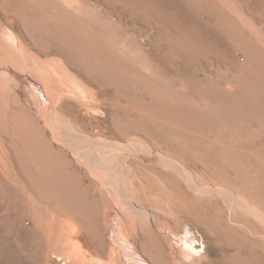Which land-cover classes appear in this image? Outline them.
Wrapping results in <instances>:
<instances>
[{
    "label": "bare ground",
    "instance_id": "obj_1",
    "mask_svg": "<svg viewBox=\"0 0 264 264\" xmlns=\"http://www.w3.org/2000/svg\"><path fill=\"white\" fill-rule=\"evenodd\" d=\"M101 1L106 3V7H102ZM46 4L49 3L44 5ZM236 4L239 5L238 8H235ZM94 5L93 11L102 22L95 23L83 17L81 26L85 30V36H72L74 44L84 53L104 64H110L123 56L134 62L136 57L133 53L130 54L126 44L130 43L132 46L138 43L139 38L146 40L148 29L156 26L162 28L163 32L157 37L155 47L158 48L160 43L166 41L178 60L182 59L187 63L199 59L201 53L205 52L216 59L238 64V59L231 55V48L235 46L242 49L245 55L241 78L246 84L255 87L260 98L259 106L264 110V38L258 34L259 30L264 32V29L258 30L254 26V23L264 21V0H97ZM121 6L129 11L131 19H141L144 28L135 29L124 24L119 14L116 12V15L111 9ZM73 20L77 21L74 17ZM110 28L120 29V36L124 39L122 45L110 38ZM5 40L13 51L14 58L21 65L27 64L11 33H6ZM185 47L194 53L187 54ZM6 57L7 52L0 50V64ZM28 59L35 73L49 86L50 92L57 94L59 86L68 87L69 92L86 94V100L90 101L89 88L62 66L49 67L47 61H39L34 57ZM178 60L174 57L172 65ZM58 67L63 73H59ZM164 67L162 68L168 69ZM16 77L13 73L0 69V153L2 150V154L4 152L8 157L6 159H10L9 174L13 178L10 183L0 173V230H14L15 225L8 220V214L15 211L19 235L15 247L12 242L1 241V261L14 254L22 258L24 253L37 259L39 247L34 239L43 235L51 236L54 224L62 214L58 211H62L73 214L78 219L90 216L96 226L91 231L88 228L90 233H83V243L74 240L78 231L69 223L71 231L68 230L67 233L70 240L63 245L62 250L49 249L45 253L46 259H56L55 264H59L58 261L63 264H197L198 252L191 247L188 250L181 249V259L174 258L175 243L172 234L176 235L179 228L166 226L165 214L172 215L177 224L182 225L184 219L193 217L194 210L184 209V203H187V199L194 201V193H227L224 197L230 209L241 206L237 194L231 189L224 190L216 186L201 188L184 164L168 156L159 146L155 148L156 145L140 142L142 139L133 131L123 133L113 128L104 132L97 130L94 134L91 130L77 128V125L69 130L59 128L55 119L51 118L52 114L50 116L47 112L49 103L38 82L30 79L21 82ZM119 95L123 96L121 93ZM242 103L244 106L249 105L246 98H242ZM117 108L123 114L132 109L150 117L144 105L139 109L123 104L117 105ZM176 109L175 106L165 109L163 116L157 120L152 117V120L171 125ZM106 133H111V137L106 136ZM3 141L10 151L6 150ZM2 160L0 155L1 166ZM133 165L141 170L134 172L131 169ZM117 166L128 169V174L118 170ZM86 175L100 179L104 193H109L114 200L115 208L106 213L111 216L112 222L108 241L103 235L98 213L88 209L87 203L98 201L90 196L93 189L91 184H84ZM39 207H44L46 218L42 212H38ZM55 209L60 213L58 216ZM175 209L184 211L176 214ZM229 228L232 227L227 223L224 228L226 235ZM27 234L32 235L33 242L26 240ZM183 245H186L185 241Z\"/></svg>",
    "mask_w": 264,
    "mask_h": 264
},
{
    "label": "rangeland",
    "instance_id": "obj_2",
    "mask_svg": "<svg viewBox=\"0 0 264 264\" xmlns=\"http://www.w3.org/2000/svg\"><path fill=\"white\" fill-rule=\"evenodd\" d=\"M96 2L97 0H0V50L7 52L6 62L4 60L0 64V69L13 73L21 82L29 79L38 82L49 103L47 112L50 116L52 114L51 118L55 119L59 128L69 130L77 125V128L91 130L93 133L113 128L123 133L133 131L143 140L140 142L156 145L155 148L159 146L168 156L184 164L201 188L216 186L224 190L231 189L237 194L241 206L230 209L224 197L227 193H194V201L187 199V203H184L187 207L184 206V209L194 210L193 217L184 219L182 225L177 224L172 215L165 214L166 226L179 228L176 235L172 234L175 259H181V249L188 250L191 247L198 252L197 264H264V110L259 106L260 98L255 87L246 84L241 78L245 57L242 49L235 46L231 48V55L238 59V64L216 59L205 52L201 53L199 59L187 63L182 59L178 60L166 41L160 43L158 48L155 47L157 37L163 32L162 28L156 26L148 29L146 40L139 38L138 43L132 46L130 43L126 44L130 54L133 53L136 57L134 62L123 56L110 64H104L84 53L72 41V36L83 38L86 34L81 26L83 17L95 23L102 22L93 11ZM45 3L49 4L44 5ZM100 3L102 7H106V3ZM121 7L111 9L116 15L119 14L124 24L135 29L144 28L141 19H131L129 11ZM238 7L236 4L235 8ZM73 17L79 22L73 20ZM261 23L258 21L254 26L258 30L264 29ZM108 31L111 39L119 45L124 43L119 28H110ZM5 32L12 34L14 43L21 48L27 64L21 65L15 59L5 40ZM258 34L264 38V32L259 30ZM184 49L188 51L187 54L194 53L188 47ZM33 57L39 61H47L49 67L62 66L77 77L91 91V102L86 100V94L69 92L68 87H64L65 90L59 86L61 92L57 94L50 92L49 86L29 65L28 58ZM174 57L178 62L172 65ZM163 66L168 69H163ZM59 67L58 71L61 73ZM242 98H246L249 105L244 106ZM38 103L41 105L40 100ZM120 104L136 109L144 105L150 117L132 109L123 114L117 110V105L121 106ZM172 106L177 111L176 116L174 115L176 119L170 121L171 125L152 120L163 116V110ZM106 136L111 137V133H106ZM3 143L6 150L10 151L9 146L4 141ZM23 146L26 145L23 143ZM0 155L3 159L0 173L11 183L13 178L9 174L10 159H6L8 157L4 152L2 154V150ZM117 168L128 174V169L120 166ZM131 169L134 172L141 170L136 165ZM8 177L10 180L6 179ZM178 178L184 180L181 176ZM84 184H91L93 188L90 196L95 197L98 203L88 200V209L98 213L103 235L108 241L112 222L111 216L106 213L115 208L114 200L109 193H104L100 179L86 175ZM161 198L164 199V196L161 195ZM43 208L39 207L38 212H42L46 218ZM183 211L175 209L176 214ZM58 212L55 209L56 216H60L59 221L54 224L52 235L34 239L39 247L38 260L29 253H24L22 258L14 254L4 261L0 259V264H55L56 259L50 257L47 261L45 253L49 249L62 250L63 245L70 240L67 232L71 231V226L74 225L78 231L74 240L83 243V233H90L96 226L90 216L78 219L73 214ZM14 214L15 211L8 214V220L15 225L14 230H0V243L7 240L15 247L19 235ZM66 215L68 219L64 218ZM231 217L232 219H228ZM227 223L232 227L228 229V236L224 230ZM221 233L225 235L222 236ZM31 236L25 235L29 243L33 242ZM57 263L63 264L62 261Z\"/></svg>",
    "mask_w": 264,
    "mask_h": 264
}]
</instances>
